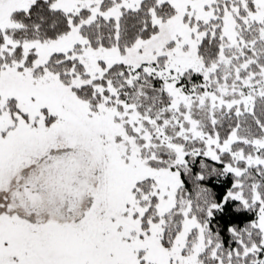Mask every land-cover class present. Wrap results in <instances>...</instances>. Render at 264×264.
<instances>
[{
    "label": "snow or ice",
    "instance_id": "obj_1",
    "mask_svg": "<svg viewBox=\"0 0 264 264\" xmlns=\"http://www.w3.org/2000/svg\"><path fill=\"white\" fill-rule=\"evenodd\" d=\"M0 264H264V0H0Z\"/></svg>",
    "mask_w": 264,
    "mask_h": 264
}]
</instances>
